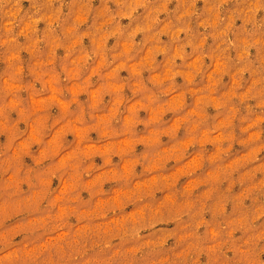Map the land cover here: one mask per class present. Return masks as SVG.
I'll return each instance as SVG.
<instances>
[{"label":"rangeland","instance_id":"rangeland-1","mask_svg":"<svg viewBox=\"0 0 264 264\" xmlns=\"http://www.w3.org/2000/svg\"><path fill=\"white\" fill-rule=\"evenodd\" d=\"M0 264H264V0H0Z\"/></svg>","mask_w":264,"mask_h":264}]
</instances>
